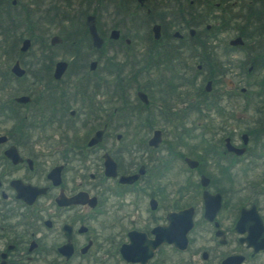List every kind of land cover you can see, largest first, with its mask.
Here are the masks:
<instances>
[{
    "label": "flooded vegetation",
    "instance_id": "1",
    "mask_svg": "<svg viewBox=\"0 0 264 264\" xmlns=\"http://www.w3.org/2000/svg\"><path fill=\"white\" fill-rule=\"evenodd\" d=\"M11 2L0 264H264V0Z\"/></svg>",
    "mask_w": 264,
    "mask_h": 264
},
{
    "label": "trees",
    "instance_id": "2",
    "mask_svg": "<svg viewBox=\"0 0 264 264\" xmlns=\"http://www.w3.org/2000/svg\"><path fill=\"white\" fill-rule=\"evenodd\" d=\"M18 6L19 2L13 5L11 0H0V37L2 39L12 38V34L15 33L13 30L17 15L14 14V11H11L10 9H15ZM20 6L23 5L20 4Z\"/></svg>",
    "mask_w": 264,
    "mask_h": 264
},
{
    "label": "rangeland",
    "instance_id": "3",
    "mask_svg": "<svg viewBox=\"0 0 264 264\" xmlns=\"http://www.w3.org/2000/svg\"><path fill=\"white\" fill-rule=\"evenodd\" d=\"M188 88H189V86H184V87H181L180 90L183 91V92L185 93V92H188ZM132 94H133V92H132ZM197 116H198V113L192 115V116L190 117V119L198 118ZM193 132L195 133V135H198V134H199V130H194ZM150 133H151V132H149L147 135H149ZM130 135H131V133H130ZM195 137H196V136H195ZM186 141H187V142H191V143H192V142H193V143L196 142L194 138H193V140H189V139H188V140H186ZM182 150H183V149H182ZM183 151H185V152H186V151L189 152L188 149H184ZM178 164H179V163H178ZM184 175H185L184 173H182V172L180 173V175H179V177H180V182H181V180L183 179Z\"/></svg>",
    "mask_w": 264,
    "mask_h": 264
},
{
    "label": "water",
    "instance_id": "4",
    "mask_svg": "<svg viewBox=\"0 0 264 264\" xmlns=\"http://www.w3.org/2000/svg\"><path fill=\"white\" fill-rule=\"evenodd\" d=\"M26 40H27V39H26ZM106 164H107V166H108L109 168H111L112 166H115L113 160H111V159H107V160H106ZM126 179H128V178H126Z\"/></svg>",
    "mask_w": 264,
    "mask_h": 264
}]
</instances>
